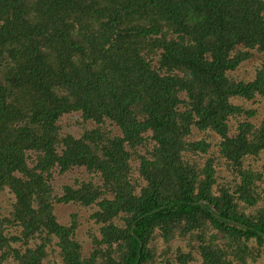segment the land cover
I'll return each mask as SVG.
<instances>
[{
    "label": "trees",
    "instance_id": "trees-1",
    "mask_svg": "<svg viewBox=\"0 0 264 264\" xmlns=\"http://www.w3.org/2000/svg\"><path fill=\"white\" fill-rule=\"evenodd\" d=\"M255 51L251 79L231 73ZM235 97L264 103V0H0V190L15 198L0 206V264H45L53 236L64 264L255 261L264 117ZM70 113L80 135L61 133ZM74 167L88 177L56 196L55 168ZM59 202L98 207L87 255Z\"/></svg>",
    "mask_w": 264,
    "mask_h": 264
},
{
    "label": "rangeland",
    "instance_id": "rangeland-1",
    "mask_svg": "<svg viewBox=\"0 0 264 264\" xmlns=\"http://www.w3.org/2000/svg\"><path fill=\"white\" fill-rule=\"evenodd\" d=\"M255 56L253 58V60H247L244 61L240 67H238V69L231 70L236 77L240 78V79H244L245 81H247L248 79H251L254 75L255 72L257 70V67L259 65L258 62H256V60H260V57L262 56V53H259L257 51L254 52ZM234 101V103L236 104H241L243 106H248V107H257V110L259 111L256 116L252 117V118H248L249 121H251L252 123L259 125L262 122V117H264V103L259 101V98L256 99V103H252V101H247L244 98H240V97H235L232 99ZM264 101V100H263ZM79 119V115L77 113H70V114H65L60 118L59 123L62 125L61 127V133H72L73 135L77 136L80 135V131H81V126H77L75 125V122ZM231 121H230V135L234 134L236 132V127L238 124V121H236L237 119L235 118V116H231L230 117ZM239 119H243V117H240ZM73 125V126H72ZM196 129V128H195ZM200 134V136H206V134H202V132H198ZM195 133V137H196ZM211 137L210 140L212 142V149L211 151L214 153V161H215V165L217 167V169L225 172V174H227V177L230 176V171H232L233 169L231 167L225 168V159L224 157L221 155L220 153V149L218 147V144L220 143L221 137L215 132L213 134V132H211ZM212 154V153H211ZM213 155V154H212ZM210 156V154L206 155H202L200 157H196L198 158V162L203 165L206 163V159H208L207 157ZM218 162H221L223 165L220 166L218 165ZM249 162L245 161L244 162V167L247 168L249 166ZM257 164V165H256ZM256 164H252V167L255 168H260V170H264V165L263 162L260 161L259 163ZM134 167L136 170L133 171V177L134 178H140L138 169H137V164H134ZM200 168H202L200 166ZM56 171V173L59 171V168H55L54 172ZM54 173L55 178H53V185L55 187L56 190V196H61L62 195V188L64 184H72L74 183L72 181L73 178H80V179H85L88 177V175L85 173V169H83L82 167H74L73 169H71L70 171L64 173V174H59V173ZM59 174V175H58ZM234 174V173H233ZM234 181L232 182V187L235 188V186H237V184L240 182V179L238 178L237 172L234 174ZM94 180L97 183H101L100 182V177L99 175H94ZM227 179V178H226ZM257 184H260V187H264V182H256ZM259 188H256V190L258 192H260V194L258 193V197L259 199L263 198V194H264V189L260 190ZM55 196V195H54ZM15 200V198L13 197L12 193L10 192L9 188L7 187L6 189L3 190V188L0 190V206L4 209L7 210L8 209H13V201ZM98 210V207L96 205L90 206V207H82L80 204L77 203H58L56 204V217L58 219V222L62 223V224H66L69 221V218L71 217L72 214H76L77 216V222H78V231L76 232V238L81 241L82 246H83V252L85 255H87L90 250L92 249L93 246V242H92V237H93V233H98L99 232V228H100V224H98L96 222V220L91 217L92 212ZM7 212V211H6ZM98 231V232H97ZM46 235V233H44ZM44 234L42 235H38L37 239L34 240V242L36 243V245H38L39 243H41V236H44ZM163 240L159 237L156 238L155 240V244L157 246V248L163 246ZM183 246V245H181ZM184 248H186V246L184 245ZM46 249H47V254L45 257V264H64L62 262V259L60 258V248L58 246V238L56 236H53L52 239H50V242H47L46 244ZM198 259L194 260L193 262H191V264H199V258L200 255H195ZM160 261H162L163 257H158ZM262 264V262H264V252H262V250L259 252V254H256V259L255 261H253L252 257L251 259L249 258L248 260V264ZM155 264H162L159 262H156Z\"/></svg>",
    "mask_w": 264,
    "mask_h": 264
},
{
    "label": "clouds",
    "instance_id": "clouds-1",
    "mask_svg": "<svg viewBox=\"0 0 264 264\" xmlns=\"http://www.w3.org/2000/svg\"><path fill=\"white\" fill-rule=\"evenodd\" d=\"M220 136V135H219Z\"/></svg>",
    "mask_w": 264,
    "mask_h": 264
}]
</instances>
